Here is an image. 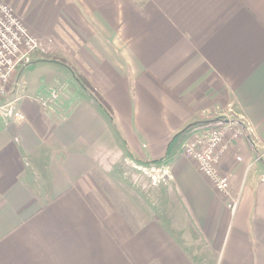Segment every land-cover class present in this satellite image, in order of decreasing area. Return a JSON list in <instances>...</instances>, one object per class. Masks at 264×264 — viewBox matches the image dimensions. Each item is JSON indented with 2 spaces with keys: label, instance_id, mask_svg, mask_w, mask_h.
<instances>
[{
  "label": "crops",
  "instance_id": "0c3cea01",
  "mask_svg": "<svg viewBox=\"0 0 264 264\" xmlns=\"http://www.w3.org/2000/svg\"><path fill=\"white\" fill-rule=\"evenodd\" d=\"M17 2L55 59L0 112V264H264V0ZM232 113L224 194L183 147Z\"/></svg>",
  "mask_w": 264,
  "mask_h": 264
},
{
  "label": "built area",
  "instance_id": "2783aa9c",
  "mask_svg": "<svg viewBox=\"0 0 264 264\" xmlns=\"http://www.w3.org/2000/svg\"><path fill=\"white\" fill-rule=\"evenodd\" d=\"M39 48L38 40L29 33L10 5L0 1V100L6 99L18 87L21 69L30 63ZM12 109L10 104L6 108L0 107L1 115L23 119L21 112ZM224 120L212 122L193 134L185 142L183 151L185 156L195 161L198 170L210 180L217 191L228 194L229 178L218 169L217 163L226 148L223 140L230 123L236 121V124H243L233 113L229 119ZM229 206L234 210L235 201Z\"/></svg>",
  "mask_w": 264,
  "mask_h": 264
},
{
  "label": "rangeland",
  "instance_id": "374dc122",
  "mask_svg": "<svg viewBox=\"0 0 264 264\" xmlns=\"http://www.w3.org/2000/svg\"><path fill=\"white\" fill-rule=\"evenodd\" d=\"M13 3V4H12ZM9 5H10V7L13 9V11H14V13L18 16V14H19V12L21 11V9H20V7H21V5H22V3L20 2V3H18L17 2V4H16V0L14 1V2H11V3H8ZM23 13H25V11L23 10L22 11V13H21V15L23 14ZM27 15V14H26ZM28 16V15H27ZM19 17V16H18ZM21 19V18H20ZM35 54H37V55H42V57H44V58H52V59H55V55H53L50 51H37V52H35L34 54H33V56H32V58H31V61L33 60V58H34V55ZM30 61V62H31ZM29 64V63H28ZM27 65V64H26ZM44 68V67H43ZM43 70L41 69V66L39 65V67L38 68H36L35 69V74L36 75H38V74H40L41 72H42ZM24 73H26V72H24ZM19 79H20V77H19ZM19 87V86H18ZM18 87H16L7 97H6V99H3V100H0V107H5L6 108V105L7 104H9V102L10 101H13L14 99H15V93L17 92V90H18ZM3 110V109H2ZM12 110H14L15 111V109H14V107H13V109ZM4 117V116H3ZM12 117V116H11ZM8 118V117H7ZM12 118H14V117H12ZM11 120V119H10ZM128 166V165H127ZM139 167L138 168H136L137 170V172L138 173H140L141 172V169H140V165H138ZM128 168V167H127ZM132 172H133V168H129ZM131 172V173H132ZM141 174H144V173H141ZM140 175V174H139ZM130 176H132L133 177V175H130ZM141 177L140 178H142L141 180L145 183V178H143L142 176H144V177H148V176H150V175H148V174H145V175H140ZM126 184H127V186H128V188H130V186H132L131 185V181L128 179V180H126V181H124Z\"/></svg>",
  "mask_w": 264,
  "mask_h": 264
},
{
  "label": "trees",
  "instance_id": "16d2710c",
  "mask_svg": "<svg viewBox=\"0 0 264 264\" xmlns=\"http://www.w3.org/2000/svg\"><path fill=\"white\" fill-rule=\"evenodd\" d=\"M77 78L86 88H88L94 94V96L97 99V101L99 102V104L105 109L109 118L112 120L113 119V113H112L110 107L108 106V104L100 96V94L89 84V82L85 78H83L82 76H78V75H77Z\"/></svg>",
  "mask_w": 264,
  "mask_h": 264
}]
</instances>
